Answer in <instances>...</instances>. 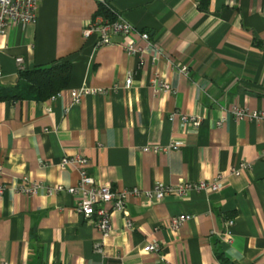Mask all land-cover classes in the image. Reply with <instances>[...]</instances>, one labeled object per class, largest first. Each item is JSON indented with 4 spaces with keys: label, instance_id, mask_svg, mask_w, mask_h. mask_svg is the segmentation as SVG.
I'll list each match as a JSON object with an SVG mask.
<instances>
[{
    "label": "crops",
    "instance_id": "1",
    "mask_svg": "<svg viewBox=\"0 0 264 264\" xmlns=\"http://www.w3.org/2000/svg\"><path fill=\"white\" fill-rule=\"evenodd\" d=\"M104 3L149 35L141 67L122 38L100 46L97 34L83 36L101 16L95 0H40L33 25H14L0 36L5 87L16 84L20 69L71 64L69 82L54 99L0 102V264H264V117L236 120L230 112L264 115V0ZM155 75L171 92L153 87ZM81 88L105 92L73 104L70 92ZM174 112L197 115L201 124L170 121ZM150 147L160 151H144ZM65 156L85 157L87 173L112 190L221 181L217 191L184 199L129 197L133 229L114 212V232L102 239L76 212L73 196L49 192L77 184L73 167L58 166ZM241 162L251 169L230 175ZM24 177L40 183L34 195L17 191ZM180 214L190 218L171 229L170 218ZM149 242L160 251L145 252Z\"/></svg>",
    "mask_w": 264,
    "mask_h": 264
},
{
    "label": "built area",
    "instance_id": "2",
    "mask_svg": "<svg viewBox=\"0 0 264 264\" xmlns=\"http://www.w3.org/2000/svg\"><path fill=\"white\" fill-rule=\"evenodd\" d=\"M103 4L108 9V16L102 15L91 20L83 29V36L88 38L93 34H97L98 43L100 46H108L112 44V37L117 36L123 39L122 47L128 55L138 56V67L144 64V54L152 44L149 35L145 32H138L128 23L121 15L114 13V11L104 3V0H95ZM40 0H0V36L4 35L9 27L14 25H33L36 22L37 10ZM144 44V46H142ZM18 64L22 62L21 58L15 60ZM182 75H187V68L182 66L178 70ZM1 76V71H0ZM132 83V75H127L124 87L129 88ZM153 87L159 91L169 93L171 87L166 80H163L159 75L151 81ZM105 91L81 88L72 90L70 97L72 103L80 102V99L85 95L102 94ZM60 93V92H59ZM59 93L50 97L54 99L59 96ZM231 114L236 120L242 119H262V113L250 112L246 109H239L233 107L230 110ZM176 118L182 124H186L191 128H198L201 124V118L197 115H187L184 113H171L169 120L173 121ZM224 120L221 117L217 122L220 125ZM170 149L177 150V146L171 145ZM144 151L159 152V147L145 148ZM264 161V153L261 154ZM88 161L83 156H65L59 163V168L64 169L68 166L73 167L78 174V181L75 186L61 187L57 186L54 189H48L49 192L64 191L75 198V210L83 217V219L93 224L95 229L100 233L102 239L113 234L114 230L111 225V215L118 212L122 215L123 225L127 230L133 229L131 219L126 213V204L129 197L143 198L148 203L162 201L166 196L173 195L176 198L184 199L190 192H200L205 190L217 191L219 188L220 178L212 181H201L198 183L182 182L175 186L154 185L151 189L141 190L138 188H130L123 190H112L107 185L98 184L87 171ZM251 169V164L241 162L237 167L230 169V175L238 177L244 171ZM1 172V166H0ZM41 187L40 183L29 181L27 178L22 179V184L19 185L17 191L25 195H34ZM4 186L0 183V196L4 193ZM190 217L185 214L173 216L169 220V227L177 229L178 226L188 220ZM234 219L229 218L225 222V228L222 232L224 241L230 242L232 239V227ZM143 250L145 252H159V246L155 242L147 243Z\"/></svg>",
    "mask_w": 264,
    "mask_h": 264
},
{
    "label": "trees",
    "instance_id": "3",
    "mask_svg": "<svg viewBox=\"0 0 264 264\" xmlns=\"http://www.w3.org/2000/svg\"><path fill=\"white\" fill-rule=\"evenodd\" d=\"M99 14L108 15V9L100 4ZM71 76V64L68 61L56 62L47 67L20 69L16 84L5 87L0 84L1 101L35 100L44 101L63 90ZM225 263V259L218 255Z\"/></svg>",
    "mask_w": 264,
    "mask_h": 264
}]
</instances>
